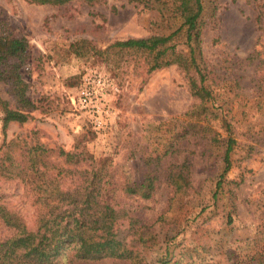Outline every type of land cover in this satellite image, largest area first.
Instances as JSON below:
<instances>
[{
    "label": "rangeland",
    "instance_id": "rangeland-1",
    "mask_svg": "<svg viewBox=\"0 0 264 264\" xmlns=\"http://www.w3.org/2000/svg\"><path fill=\"white\" fill-rule=\"evenodd\" d=\"M203 5L204 85L212 94L205 107L218 118L210 121L177 66L148 72L143 58L106 52L116 41L168 34L172 24L157 11L130 0H0V34L29 44L20 74L34 104L30 118L10 123L5 135L0 120V205L31 230L43 183L84 189L117 212L115 229L138 253L136 264H257L264 257V0ZM89 73L112 88L102 127L71 101ZM0 97L12 104L1 83ZM227 124L236 145L217 187ZM38 146L44 152L36 151L33 166ZM146 175L156 177L149 199L126 193ZM13 234L0 220V239Z\"/></svg>",
    "mask_w": 264,
    "mask_h": 264
},
{
    "label": "trees",
    "instance_id": "trees-1",
    "mask_svg": "<svg viewBox=\"0 0 264 264\" xmlns=\"http://www.w3.org/2000/svg\"><path fill=\"white\" fill-rule=\"evenodd\" d=\"M25 1L36 5L61 6L72 1L92 5L102 0ZM130 1L157 11L166 23L172 24V30L168 34L116 41L106 52L143 58L148 72L177 66L188 78L190 94L200 101V106L196 109H199V113L206 114L209 121L217 120L205 107V103L212 100V94L204 85L207 75L201 48L205 26L203 0ZM28 48L29 44L25 39L0 34V83L7 87L12 99L10 104L0 97V120L4 135L10 123H25L30 118L29 111L34 109L33 102L26 95L28 85L20 74ZM247 59L253 61L258 57L250 55ZM260 63L264 64V59ZM226 129L228 137L222 159L223 170L217 187L221 186L224 176L231 168L230 157L236 145L230 125L227 124ZM206 131L211 132V129ZM216 136L218 135L214 134L211 137L212 142L217 141ZM36 151L44 152V149L39 146L33 149V166L38 163L39 155ZM64 156L73 157L71 154ZM0 168L4 169L3 165ZM16 169L20 179H24L25 168ZM155 183L156 177L146 175L139 185L128 186L125 191L129 195L149 199ZM43 184V188L39 187L42 193L36 199L40 204V212L34 229L29 230L17 215L0 205V220L14 231L11 237L0 239V264H73L77 261L102 260L128 261L131 264L139 262V255L133 247L118 237L115 229L118 215L111 205L84 189L65 192L56 186L47 187ZM131 223L133 225L129 228L133 231L134 222ZM137 238L142 239L141 236ZM257 264H264V257H260Z\"/></svg>",
    "mask_w": 264,
    "mask_h": 264
},
{
    "label": "built area",
    "instance_id": "built-area-1",
    "mask_svg": "<svg viewBox=\"0 0 264 264\" xmlns=\"http://www.w3.org/2000/svg\"><path fill=\"white\" fill-rule=\"evenodd\" d=\"M111 89L104 76L89 73L83 78L76 99H71L72 104L91 118L94 127H102L110 114L106 96Z\"/></svg>",
    "mask_w": 264,
    "mask_h": 264
}]
</instances>
